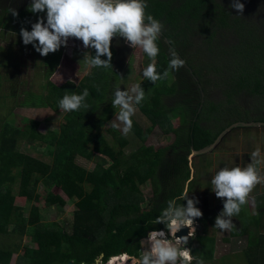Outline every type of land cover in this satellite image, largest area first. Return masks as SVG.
<instances>
[{"label": "trees", "instance_id": "obj_1", "mask_svg": "<svg viewBox=\"0 0 264 264\" xmlns=\"http://www.w3.org/2000/svg\"><path fill=\"white\" fill-rule=\"evenodd\" d=\"M147 4L146 13L164 24L157 40L160 49L155 59L157 72L168 69L172 51L185 64L155 83L145 78L140 82L145 99L135 106L149 125L143 127L132 117L130 133L140 141L135 150L125 154L129 138L115 129L105 131L106 135L101 132L109 111L115 108L112 106L115 89L125 90L129 85L126 74L116 63L118 50L113 40L112 68L92 67L77 83L66 81L55 86L46 80L48 93L41 95L45 100L37 105H26L49 108L56 113L64 95L81 94L85 88L89 91L85 100L89 107L65 112L58 131H49L46 135L33 131L26 135L30 142L38 141L45 145L44 149L48 148L50 163L20 152L17 143L22 131L14 129L7 135L8 125L1 119L0 264H95L99 257L105 263L122 253L138 259L142 254L141 241L156 226L151 222L166 207L167 201L180 195L189 181V190L194 187L196 180L191 178L188 160L191 147L199 149L210 144L232 122L264 121V20H249L217 0H147ZM28 8L26 5L18 11L17 17L10 19L22 20L31 31L30 23L42 13H32ZM1 16L2 13L0 30H4L7 21ZM223 32L233 33L236 41L224 44L220 38ZM15 35L19 40L16 47L20 52L23 47L27 50L28 45L23 43L20 31ZM5 55L0 67L7 66L8 61L15 58L10 53ZM60 56V51L49 53L43 57V63L53 65L50 70L53 71ZM106 58L103 56L102 59ZM198 84L204 92L202 103ZM216 87L220 89V96L210 99ZM162 96L177 98L185 115L179 125L172 123L169 117L172 108L164 105ZM252 98L261 102L257 105L261 115H241L246 114L248 103L254 101ZM237 101L245 104L240 106ZM154 128L160 131L159 140L171 134L172 141L157 149L146 145L145 140ZM88 144L92 151L87 149ZM79 157L93 162V169L80 166L77 163ZM109 161L115 169L116 180L107 170ZM14 170L20 172V176L22 171L27 172L23 192L27 201L38 200L35 192L38 183H43L47 189L40 197L44 207L62 208L66 204L59 193L50 190L52 188L67 199L75 200L70 232H65L55 222H41L34 202L29 205L27 216H21L23 208L14 204L11 185L4 180L12 178L13 182ZM145 182L150 183L148 197L140 191V185ZM178 203L186 205V201ZM196 221L209 232L211 219L206 214L204 220L197 218ZM157 225L165 228L162 223ZM12 234L19 240L22 236L32 237L39 247H25L21 251L19 240L5 242ZM210 234L196 233L189 240L186 246L194 257L203 261L212 258L214 236ZM231 235L246 236L248 246L243 251L246 258L253 259L262 253L258 246L264 239L263 234L250 233L248 227L243 226L238 230L233 228ZM13 255L15 260L11 263ZM193 264H196L195 260Z\"/></svg>", "mask_w": 264, "mask_h": 264}, {"label": "rangeland", "instance_id": "obj_2", "mask_svg": "<svg viewBox=\"0 0 264 264\" xmlns=\"http://www.w3.org/2000/svg\"><path fill=\"white\" fill-rule=\"evenodd\" d=\"M217 1L227 6L235 14H239L236 9L230 6L232 0ZM31 2L32 0H0V13H2L1 18L3 21H7L3 27L4 30H0V63L3 62L4 56H7L5 54L10 53L11 57H15H10L11 59L8 61L7 66L0 67V122L2 119L3 124L8 125V128L6 129L7 135H9L14 129L17 130L20 128L19 130L22 131V137L18 139L17 143V148L20 152L40 159L45 163H50L51 157L49 154L47 155L48 148L45 147L44 149V144L42 145L38 141L32 143L26 137L33 131H38L42 135H46V133L49 131H58L60 126L63 124V115L66 111L59 109L55 113L49 108H29L26 105L30 106L31 103H36L37 105L39 102L45 100V98H42L41 95L45 96L48 93L46 80H49L55 86H60L66 81H72L73 83L79 82L82 76L87 74L92 68L86 64L84 57L95 55V49H85L81 40L69 38L67 46L62 45L61 48L56 51H60L61 56L56 66H54L53 71H50L53 65L49 66L48 64H45V62L43 63V57L46 56H41L40 53L35 50L33 44H28V51L26 50V47H23L20 52V49L16 47V43H18L19 40L16 38L15 34L16 32H19L22 27L27 29L28 24L24 23L22 20L19 21L18 19H16L17 21H12L10 18L17 16H13L10 12V9H16L17 11H20L24 9L26 5H30ZM240 2L244 3L245 8L243 14L239 15L255 22L264 20V0H240ZM40 17H43L46 23V11L38 18ZM19 22L20 24L17 25ZM33 23H30V26ZM220 38L224 44L233 43L236 41L235 35L231 32H223ZM120 40L122 42H120ZM199 40L200 37L197 38V41ZM113 44L118 50L116 63L123 74H126L127 76L126 82L128 81L129 85L125 90H128L132 87V85L143 81V70L152 61L141 48H132L130 44L125 42L123 37H115L113 39ZM193 53L196 54V52ZM101 58H103V56ZM120 79L121 78H119V80ZM218 84L219 81L216 82V85ZM219 87L214 89L213 93L210 95V99H212V97L218 98L220 96ZM252 99L254 100H252L253 103H248L249 105H247V110H245L247 115H241L247 117H252L258 114L261 115L262 112H257V105H261V102H257L254 98ZM162 101L166 107L172 108L169 113V117L175 126L179 125L183 120H185V115L182 109H180L176 97L162 96ZM237 103L240 106L245 104L238 101ZM135 108L136 111L132 117L143 127L148 126L149 122L146 117L137 109L136 106ZM119 111V106H116L114 110L109 111L108 121L101 129L102 133L113 129V122L119 123V121L116 120ZM3 124H1L0 127L1 130ZM122 127L123 125H121V128ZM115 130L122 133L120 129ZM159 134V129L154 128L152 133L145 140V144L152 145L155 149H157L168 145L172 141L173 137L171 134L165 137V139L162 141L159 140ZM126 137L129 138V144L125 148L124 152L125 154H128L139 146L140 141L132 137L130 132ZM256 148H259L262 155H264V125L234 127L221 137L219 142L211 151L192 156L191 168L196 182L194 187L190 188L189 190V197L198 198L199 203L196 206L200 208L203 213L202 220H204L206 214L207 217L211 219V223L213 220L215 223L216 216L223 209V207L220 205L221 202L224 203V201H222L223 199L217 198L211 189L212 177L217 171L220 170V168H222V166H220L221 164L219 163L220 157L223 156V164H225L226 167H242V162H244L248 157L250 159L244 166H246L248 163H251L250 153ZM87 149L92 151L90 144L87 145ZM234 150L237 152L234 153ZM217 151H219L220 154H215ZM227 151L232 152V154L231 156L224 157ZM77 163L87 170H92L94 166L93 162L86 161L80 157L77 158ZM108 166L109 167H107V170L111 171V174H113V179L115 178L116 180L117 175L110 161L108 162ZM262 166L264 167V164H262ZM26 174V171H24V173L22 171L20 176V172L14 170L12 173L13 182L11 181L12 178H4V180L7 183L9 182L11 185V194L14 198V204L23 208L21 216L23 218L27 216L29 205L34 202L32 204L37 207L38 219H40L41 222H55L65 232H70L73 212L76 209L75 200L67 199L59 190L52 188L50 190L52 192L59 193L64 198L66 204L62 208L44 207L40 197L47 189L43 183H38L35 189V192L39 196L38 200L27 201L23 198V192L25 189L24 182L27 179ZM261 174L264 175V168H261ZM140 191L143 195L148 197L150 183L145 182L141 184ZM254 194L257 196L264 195V183L258 184L250 193L249 197L251 198L252 195L251 199H253ZM257 202L264 204V196H259ZM254 205H256L255 202L249 200L247 204L242 206L241 212L239 213L240 219H238L239 228H242L243 226H247L248 228L251 227L253 217H250V209L254 210ZM232 219L234 220V218ZM210 226L211 225L208 227L210 228ZM214 229L216 231L214 232V238L215 245L217 244V249L215 247V252L213 253L214 259L212 262L210 263L207 261L204 262V264H252L244 257L242 249L245 239H243V237L236 238L229 236L230 231H221L216 227H214ZM196 233H200L198 228L196 229ZM206 233L209 234V232ZM210 236H213V234L211 233ZM225 238H227V240ZM9 239L10 241L14 240L16 242L19 240L17 236H14V234H12L10 238L5 239V242H7ZM19 246L22 251L25 247L37 248L39 247V244L34 242L32 237L22 236L19 240ZM144 250H147V246L143 240L141 241V252ZM14 256L15 255H13L11 258V263H14ZM100 258L101 257L96 260L95 264H101ZM127 264H131V262L128 261Z\"/></svg>", "mask_w": 264, "mask_h": 264}, {"label": "clouds", "instance_id": "obj_3", "mask_svg": "<svg viewBox=\"0 0 264 264\" xmlns=\"http://www.w3.org/2000/svg\"><path fill=\"white\" fill-rule=\"evenodd\" d=\"M239 14H243L245 5L240 0H232L230 5ZM147 0H32L28 10L32 13L46 11V23L43 17L37 19L31 26V31L20 29L23 43L33 44L41 56H47L67 46L69 38L82 41L85 49H95V55L84 57L90 67L112 68L111 44L114 37H123L132 48H141L152 61L143 70V77L153 83L169 76L171 70L178 71L185 61L175 51L171 52L168 69L158 73L155 59L160 49L157 40L164 24L146 13ZM13 16H18L16 9H10ZM106 56V59H102ZM89 96L87 88L81 94H66L59 101L60 109L66 112L78 111L81 107L88 108L85 103ZM145 99V90L141 83H136L128 90L117 87L114 91L112 106H119V113L113 122V129H120L124 136L132 130V116L135 105ZM121 125L123 127L121 128ZM251 163L244 167H222L211 179V189L217 198L223 199V209L216 216L214 227L221 231L234 228L233 217L239 215L242 206L248 203L253 189L264 183V175L260 166L264 164V155L256 148L250 153ZM191 168V167H190ZM189 184H185L182 193L167 201V205L151 223L164 224L159 230L153 229L143 239L147 250L134 262L133 257L120 254L110 264H204L200 257H194L192 250L186 245L194 238L195 221L202 218L203 213L196 205L198 198L189 197ZM192 192V191H191ZM186 201V205L178 203ZM187 227V235L177 236L176 233ZM111 258V257H110ZM135 259V258H134ZM109 260V259H108ZM107 260V261H108ZM106 261V262H107Z\"/></svg>", "mask_w": 264, "mask_h": 264}, {"label": "crops", "instance_id": "obj_4", "mask_svg": "<svg viewBox=\"0 0 264 264\" xmlns=\"http://www.w3.org/2000/svg\"><path fill=\"white\" fill-rule=\"evenodd\" d=\"M244 127H247V126H244ZM231 130V129H230ZM235 152H237L236 150H234V153ZM215 154H220V152L219 151H217V152H215ZM231 154H232V152H228L227 151V153H225V156L224 157H226V156H231ZM250 158L248 157V158H246L245 159V161L244 162H242V167L246 164V162L249 160ZM189 160V159H188ZM219 163L221 164L220 166H224V167H226L225 166V164H223V156H221L220 157V159H219ZM190 167H191V163H190ZM260 168H264L262 165L260 166ZM191 172H192V168H191ZM193 177V172H192V174H191V178ZM259 196H264V195H259ZM259 196H257V195H255L254 194V197H253V199H251L252 198V195H251V198L249 197V199H248V201L249 200H252V201H254L255 202V204L256 205H254V210H252V209H250V208H252V207H250L249 209L251 210V216L250 217H253L252 219H253V222H252V225H251V227L250 228H248L249 229V232L251 233H254V234H263V236H264V204H261L260 202H257V200H258V197ZM223 201V200H222ZM223 202H221L220 203V205L223 207ZM219 206V205H218ZM259 212H260V214H259ZM234 218V220H233V223H234V229H236V230H238V229H240L238 226H239V221H238V219H240L239 217H237V216H234L233 217ZM255 221H257V224H256V226H255ZM236 222V223H235ZM199 223V222H198ZM212 224H214V220H213V222L210 224L211 226H210V230H209V232L211 231V233L213 234V236H214V232H216L215 231V229H214V225H212ZM205 226V225H204ZM257 227V228H256ZM200 229V230H199ZM198 231H200V233H205V234H208V233H206L205 231H204V227H203V225L201 224L200 225V223H199V226H198ZM231 231L232 230H230V233H229V236H233V235H231ZM233 237H236V238H240V237H243V239H245V243H244V245H243V249H242V251H244L246 248H247V238H246V236L245 235H243V236H233ZM215 247H216V249H217V244L215 245V238H214V244L212 245V258L210 259V260H206V261H204V262H207V261H209L210 263L212 262V260L214 259V252H215ZM253 248H255V247H253ZM258 248L259 249H261V250H263V251H261L262 253H259V255L258 256H255V257H253V259H248V258H246L245 257V255H244V257L247 259V260H249V262H251L252 264H264V239L261 241V243L259 244V246H258ZM215 262V261H214ZM218 262H220V261H218Z\"/></svg>", "mask_w": 264, "mask_h": 264}, {"label": "water", "instance_id": "obj_5", "mask_svg": "<svg viewBox=\"0 0 264 264\" xmlns=\"http://www.w3.org/2000/svg\"><path fill=\"white\" fill-rule=\"evenodd\" d=\"M190 72L193 73V70L190 69ZM193 78H194L195 81H198L197 77L194 76ZM198 86H199V91H200V96H201V103H202L203 102V98H204V92H203V90L201 88V85L198 84ZM257 125H264V121H242V120H239V121L232 122L231 124L226 126L223 130H221L219 132V134L217 135V137L210 144H208V145H206V146H204L202 148H199V149H194L193 147H191V152H190V155H189V165L191 163L192 156L204 154V153H207V152L211 151L216 146V144L219 142L221 137L227 131H229L230 129H232L234 127H238V126L244 127V126H257ZM188 230L189 229L187 227L182 228L180 231H178L176 233V235L177 236L187 235ZM67 264H73V263L72 262H68Z\"/></svg>", "mask_w": 264, "mask_h": 264}, {"label": "built area", "instance_id": "obj_6", "mask_svg": "<svg viewBox=\"0 0 264 264\" xmlns=\"http://www.w3.org/2000/svg\"><path fill=\"white\" fill-rule=\"evenodd\" d=\"M194 223H195V225H196V227H197V226H198V222L195 221ZM153 229H157V230H159V225H156ZM153 229H150V230L147 232V235H148V233H149L150 231H152ZM194 237H195V236H194ZM117 257H120V256H117ZM117 257H111V258H109V260H108L107 262H105V263H102V262H101V264H110V262L113 261L114 258H117ZM130 260H132V261L134 262V261L137 260V259L131 258ZM130 262H131V261H130ZM116 264H119V261H118V260H116Z\"/></svg>", "mask_w": 264, "mask_h": 264}, {"label": "bare ground", "instance_id": "obj_7", "mask_svg": "<svg viewBox=\"0 0 264 264\" xmlns=\"http://www.w3.org/2000/svg\"><path fill=\"white\" fill-rule=\"evenodd\" d=\"M130 261V260H129Z\"/></svg>", "mask_w": 264, "mask_h": 264}]
</instances>
